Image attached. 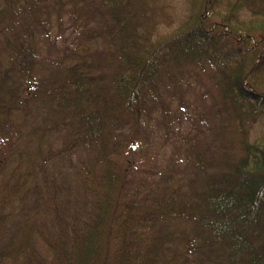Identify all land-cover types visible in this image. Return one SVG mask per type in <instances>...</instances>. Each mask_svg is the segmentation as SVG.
I'll list each match as a JSON object with an SVG mask.
<instances>
[{"label":"trees","instance_id":"16d2710c","mask_svg":"<svg viewBox=\"0 0 264 264\" xmlns=\"http://www.w3.org/2000/svg\"><path fill=\"white\" fill-rule=\"evenodd\" d=\"M146 1L0 2V187L16 196L0 201V264L38 237L47 255L36 264H190L179 248L191 244L223 264H264V145L241 141L242 157L218 153L207 165L206 149L185 141L197 179L183 188L166 176L143 189L120 166L115 140L156 104L169 107L190 70L209 86L202 96L219 97L216 112L263 107L264 82L253 87L250 75L264 62V0H233L218 16L219 0H203L155 39L140 29ZM52 11L82 28L76 46L39 48V15Z\"/></svg>","mask_w":264,"mask_h":264},{"label":"rangeland","instance_id":"374dc122","mask_svg":"<svg viewBox=\"0 0 264 264\" xmlns=\"http://www.w3.org/2000/svg\"><path fill=\"white\" fill-rule=\"evenodd\" d=\"M202 1L147 0L143 16L139 18L142 23L140 29L150 32L153 39L167 35L185 22L189 15L196 13ZM232 1L219 0L213 4V11L210 15L223 14ZM55 7L56 10L59 9V5ZM255 10L258 11L256 8ZM259 13L264 17V13L261 11ZM251 14V10L241 11L239 18L247 20ZM70 15L62 14L57 17V13L53 11L49 14L39 15L42 19L41 22L47 27V33L43 28L39 31L42 35L39 40V48L44 51L47 45L53 47L59 46L58 44L76 46L82 28L76 26ZM88 25L94 26L91 22ZM88 33L85 29L82 39L92 40L88 37ZM260 51L261 48L255 47L244 56L249 59L252 53ZM251 68L250 82L254 87V83L264 82V62L255 60ZM190 71L192 72L190 77L178 74V84L180 85L183 80H188L190 82L189 90L185 91L183 87L178 89V85L176 93L170 94L167 98L170 103L169 107L165 106V103L163 105L156 104L152 111L150 110L140 119V124L136 128L133 129L128 125L115 138L118 149L116 156L120 166L126 170L127 175L136 184L138 181L142 182L143 189L153 182L165 180L166 176L169 177L170 182L173 181L174 185L180 184L183 188H188V183L192 179H197L194 168L186 160L185 141L199 144L206 149L207 165L211 163V158H214V161L218 160V153L223 154L225 158L232 157V161L242 157L241 141L264 145V106L253 107L254 104L251 103L243 108L233 106V108L216 112L211 101L219 100V97L212 90L203 97L202 94L209 86L197 81L199 76H195L196 72ZM2 159H4V154L0 155V161ZM202 160L205 161L203 157ZM226 169L227 167L223 166L220 170L226 171ZM23 171L27 172V168L24 167ZM42 183L41 181L40 185ZM12 191L6 194L7 190L1 186L0 201L5 199L7 202L15 203L16 196ZM6 211L7 208H5ZM179 250V254L189 256L190 264H192L194 254L201 256V264H223L218 257L204 248L203 250L198 248L196 244H191L189 249L181 247ZM32 251L36 256L29 258ZM46 251L47 247L43 240L39 237L31 238L27 245L23 246L15 256L8 258L5 264H36L37 258H39L38 254L45 255Z\"/></svg>","mask_w":264,"mask_h":264}]
</instances>
